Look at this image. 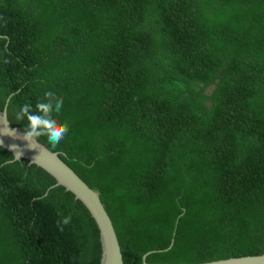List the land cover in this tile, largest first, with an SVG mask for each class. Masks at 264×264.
I'll use <instances>...</instances> for the list:
<instances>
[{
    "label": "trees",
    "instance_id": "obj_1",
    "mask_svg": "<svg viewBox=\"0 0 264 264\" xmlns=\"http://www.w3.org/2000/svg\"><path fill=\"white\" fill-rule=\"evenodd\" d=\"M46 91L69 131L37 143L98 193L123 264L264 256V0H0V111L23 131ZM12 154L0 264H100L87 210Z\"/></svg>",
    "mask_w": 264,
    "mask_h": 264
},
{
    "label": "water",
    "instance_id": "obj_2",
    "mask_svg": "<svg viewBox=\"0 0 264 264\" xmlns=\"http://www.w3.org/2000/svg\"><path fill=\"white\" fill-rule=\"evenodd\" d=\"M4 110L0 111V146L12 152L13 161L24 159L28 166H36L52 177L56 187H62L70 192L75 201L87 210L99 232L101 243L100 264H123V257L112 223L102 206L98 193L92 191L82 182L55 153L49 152L42 145L29 143L21 138L22 129L12 126L8 117V102ZM15 133V135L6 134ZM144 255L141 264L146 263ZM203 264H264V256L232 258Z\"/></svg>",
    "mask_w": 264,
    "mask_h": 264
},
{
    "label": "clouds",
    "instance_id": "obj_3",
    "mask_svg": "<svg viewBox=\"0 0 264 264\" xmlns=\"http://www.w3.org/2000/svg\"><path fill=\"white\" fill-rule=\"evenodd\" d=\"M63 106V97L58 96L53 91L44 92L40 101L36 103L35 107L31 104L22 105L15 114V121H27L25 128L22 131L21 138L29 143L38 145L40 137H46L48 143L52 148H56L60 142L66 137L69 131L67 123H60L53 115L59 114ZM15 135V133H7ZM59 215V214H58ZM71 222V216H63L57 222L59 230H63V225H68Z\"/></svg>",
    "mask_w": 264,
    "mask_h": 264
}]
</instances>
